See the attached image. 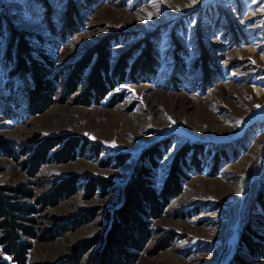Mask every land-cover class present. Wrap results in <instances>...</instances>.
Wrapping results in <instances>:
<instances>
[{
  "label": "rangeland",
  "instance_id": "374dc122",
  "mask_svg": "<svg viewBox=\"0 0 264 264\" xmlns=\"http://www.w3.org/2000/svg\"><path fill=\"white\" fill-rule=\"evenodd\" d=\"M74 1L82 12V29L61 41L50 33L46 13L60 33L68 0H0V16L38 36L32 44L50 56L54 71L63 72L56 97L41 113L8 116L0 102V142L8 147L0 153V186L29 191L30 196L16 193L21 196L17 204L38 210L36 224L28 227L42 241L23 238L31 245L26 264H60L74 246L101 233L102 215L117 204L118 193L85 198L86 181L104 179L121 186L139 152L166 137L171 144L158 161L157 188L184 143L205 144L198 157L202 171L190 172L179 196L150 221L151 235L136 252L134 264H227L249 218L259 220L258 230L264 234V210L254 203L262 196L264 206V0ZM110 34L117 38L111 43V64L121 53L140 47L148 35L156 70L138 72L144 76L136 81L126 77L99 104L78 102L83 80L79 91L60 100L75 61ZM202 52L212 64L208 80L200 70ZM3 64L0 58L1 96L7 103L18 84ZM119 94L121 99L110 107ZM48 138L63 143L79 138V155L65 164L47 161L34 170L30 160ZM91 145L99 146L98 155ZM120 153L131 158L114 167L109 159ZM218 154L222 159L215 163ZM69 176L78 179V192L54 206L41 205V198ZM91 209H96V219L53 240L46 238L45 231L63 221L74 223ZM92 251L80 264L89 261ZM0 259L15 264L1 245Z\"/></svg>",
  "mask_w": 264,
  "mask_h": 264
},
{
  "label": "trees",
  "instance_id": "16d2710c",
  "mask_svg": "<svg viewBox=\"0 0 264 264\" xmlns=\"http://www.w3.org/2000/svg\"><path fill=\"white\" fill-rule=\"evenodd\" d=\"M42 4L48 11V6L43 1ZM49 16L50 14L46 13V25L52 36L61 41L76 35L82 29V12L78 2L74 0H68L67 7L65 6L60 33H57L49 24L51 19ZM5 20L0 16V58L4 60L3 66L6 65L8 68L9 79L14 78L18 87L12 90L7 103L1 96L3 92L1 93L0 89V102L3 99L5 114L8 116L15 115V113L23 116L41 113L56 97L57 83L60 82L63 72L54 71L55 63L50 56L32 44L34 39L40 40L38 36L19 30L12 22L6 20L8 22L6 23ZM1 39H5L4 42ZM116 39L114 34L107 35L85 50L69 69L58 95L60 100L66 98L67 92L70 96L76 93L77 89L79 91L83 80V89L78 102L85 106L99 104L113 90L115 84L122 83L126 77L136 81L144 76H140V72L145 71L146 75L151 70L152 72L156 70L157 60L148 35L144 38L146 42L141 43L142 47L137 46L138 51L129 49L121 53L114 64H111V43ZM200 63L202 77L208 80L212 64L204 52L201 54ZM117 97L110 100V107L121 99L120 94ZM80 142L79 138H71L64 143L60 138L57 140L48 138L36 148V153L30 162L34 170H37L39 165L47 161L56 164L73 161L79 155L77 149ZM170 144V139L166 137L142 149L134 160L129 177L121 186H116L114 181L104 179L90 178L86 181L85 198L86 196L91 198L96 194L106 198L111 193H118L117 204L104 211L102 215L105 222L104 230L80 245L74 246L72 255L60 264H80L82 257L92 249L86 264L135 263L136 252L143 249L151 235L150 221L160 217L167 203L179 196L190 172L200 173L202 171L198 157L202 156L206 150L205 144L184 143L173 154L165 176L157 188L158 161L162 160L163 151H167ZM60 145L62 148L57 150ZM5 146L7 145L0 142L2 155L8 149ZM98 148V145H91L92 151L97 155ZM51 152L53 153L47 158L46 155ZM12 155L13 153L10 154ZM38 156L40 158L37 159ZM130 158L128 154L120 153L110 158L109 161L115 163L114 167H121ZM221 159L222 157L218 154L214 162L217 163ZM216 165L214 164V167ZM216 171L217 169L214 173H217ZM77 183L78 179L74 176L58 181L54 186L55 191L41 198V205L54 206L63 199L73 196L79 189ZM16 193L30 196L29 191L20 190L18 187L12 190L0 186V245L4 254L10 257L13 263L26 264L27 251L31 245L24 239L41 240L42 236L38 237L28 227V225L36 224L35 215L38 210L35 206L17 204V199L21 196ZM261 199L262 196H259L254 203L264 210ZM95 210L82 212L74 223L63 221L61 225L45 231L46 238L53 240L67 231L96 219L98 214ZM257 222H259L258 219L249 218L239 230L236 250L227 264H252L257 259L264 260V234L258 230ZM0 264H6V262L0 259Z\"/></svg>",
  "mask_w": 264,
  "mask_h": 264
}]
</instances>
